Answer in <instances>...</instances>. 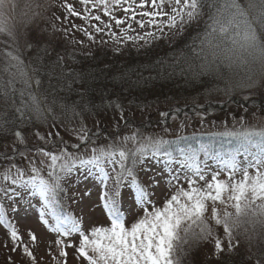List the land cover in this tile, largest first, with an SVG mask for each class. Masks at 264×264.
I'll list each match as a JSON object with an SVG mask.
<instances>
[{
    "label": "snow or ice",
    "instance_id": "1",
    "mask_svg": "<svg viewBox=\"0 0 264 264\" xmlns=\"http://www.w3.org/2000/svg\"><path fill=\"white\" fill-rule=\"evenodd\" d=\"M4 2L0 0V5ZM78 2L82 11H78L73 4L63 5L66 9L63 21L70 27L57 29L53 25V32L63 31L67 39L74 31H80L92 42H95L94 34H104L118 44L143 41L144 45H150L165 38L168 30L182 34L197 22L207 7L209 12L204 30L193 37L194 42L199 41L195 54L202 63L199 69L189 63L181 72L188 71L191 79L198 80L202 76L219 75L220 65L228 68L237 66L246 75V82L242 80L239 85L241 88L259 83L253 80V75H264V0ZM40 7L36 5V8ZM36 15L39 13H34ZM102 16L107 19H102ZM70 18L80 19L84 26L75 24ZM56 19L60 20L61 17L57 16ZM114 27L119 30V36ZM136 28L146 30L138 32ZM0 36L4 38L0 41L4 44L0 48V60L3 61L0 72L9 77L5 82L3 75H0V97L5 103L12 97L19 99L18 104L13 100L14 115L11 119L6 111H0V136L13 137L14 154L0 151V160L11 161L0 172V181L3 182L0 184V199L13 204L19 199L31 206L32 198L38 197L39 218L50 232L61 238L78 234V246L63 239L55 241L60 249L58 264H66L68 253L65 249L69 247H74L78 258H82L86 264H179L172 254L174 241L180 239L181 231L186 244L198 243L206 242L213 236V225L222 226L231 252V240L239 233L241 225L264 223V127L225 129L212 134L207 142L188 136H177L172 140L160 136L140 137L138 132H134L122 139L117 137L115 141L97 145L99 133H92L81 121L79 130L66 129L75 133L79 143L69 145L58 132L57 142L51 138V132L45 135L35 130L32 135L44 146L28 147V141L20 129L36 123L47 126L50 118L53 123L57 118L53 115L52 107L45 103L46 97L41 94L43 82L39 78V69L30 62L25 63L19 46L20 35L3 18H0ZM100 42L107 43V40ZM73 43L82 41L73 40ZM31 47V44L25 45L26 49ZM36 59L43 62V57L37 56ZM171 67L174 71L175 65ZM52 103H56L55 99ZM60 106L67 107L65 104ZM114 107L123 119L121 104L114 102ZM89 110V105H85V111ZM72 111L74 115H80L75 109ZM168 115L161 113L162 117ZM129 141L134 145L130 149L126 147ZM48 145L51 148H47ZM82 145L85 151H88V145L91 146L90 155L81 154ZM20 146H24V150ZM69 147L72 151H69ZM16 156L28 161L27 173L17 164ZM36 156L44 158L39 160V166ZM152 162L162 164L169 174L173 173L174 164L179 165L177 174L171 175L168 183L178 181L179 171L182 170L187 187L177 188L162 208L153 206L149 210L148 205L152 201L148 190L138 179L137 168L147 173L148 165ZM209 172L210 181L206 179ZM222 173L226 174V179L220 178ZM73 177L78 180L93 179L101 185L99 199L111 221L110 227H93L86 232L81 227V221L63 207L61 197L67 191L65 184ZM152 179L155 181V176ZM110 180L114 184L111 192L108 190ZM198 181L203 183L198 184ZM125 186L134 191L135 204L143 211L142 218L130 228L126 227L119 200L121 188ZM12 211L15 212L16 208L13 207ZM46 217H50L52 223ZM0 224L10 230L13 251L17 250L21 236L8 222L2 203ZM28 237L33 242L37 239L31 232ZM22 250L27 256H33L27 246H23ZM214 250L217 256L223 251L220 239H215ZM259 264H264V259Z\"/></svg>",
    "mask_w": 264,
    "mask_h": 264
},
{
    "label": "rangeland",
    "instance_id": "2",
    "mask_svg": "<svg viewBox=\"0 0 264 264\" xmlns=\"http://www.w3.org/2000/svg\"><path fill=\"white\" fill-rule=\"evenodd\" d=\"M19 0H5L3 5H0V18L5 19L10 26H14L20 35L19 46L21 51L27 50L25 45L33 37L35 41L44 43H59L67 45L68 49H74L79 53H90L94 49H101L107 46L112 52L121 53L124 55L127 50L133 51L141 50L144 45L140 42H126L116 43L112 38L104 34H94L95 42L89 41L80 31H74L65 39L63 31L53 32V25L57 29L70 27L63 21L66 14V9L63 7L65 3L73 4L78 11H82V6L78 0H26L27 4L20 5ZM42 5V9H38L36 5ZM32 7L34 9H32ZM26 11L29 15L26 14ZM34 13L39 15L34 16ZM101 14L102 13H97ZM118 15H123L118 13ZM61 17L57 20L56 17ZM204 14L198 18L187 30H204ZM72 22L77 25L84 26V22L77 18H70ZM102 19H107L102 16ZM136 27L135 25H133ZM117 36L120 35L119 30L113 28ZM139 31V28H136ZM187 32V31H184ZM184 32L173 33L168 30V35L153 43L158 44L159 41H164L167 44H173ZM33 33V34H31ZM201 33V32H200ZM31 34V35H30ZM44 36L43 38H41ZM2 36H0L1 40ZM4 39V38H3ZM41 39V40H40ZM75 41H82V43H73ZM107 40V43L100 41ZM4 46L0 43V48ZM53 49V48H49ZM246 82L245 71L237 66L228 68L226 65H220L219 75L213 74L207 81L208 83L199 84L191 92L193 95H155L156 99H146L143 102L135 104L122 103L123 119L120 113L115 109L114 103L111 99L108 101L106 96L100 98V103L95 101L89 105L90 110L85 111V106L69 102L66 108H61L63 104L61 99H57L56 103L52 101L45 102L53 109V115L57 118L53 123L51 118L49 123L45 126L42 123L30 125L27 128L20 130L25 135L28 141V147L44 146L39 142L32 132L38 130L40 133L47 135L52 133V139L57 141L56 133L63 138L69 145L72 143H79L74 132L66 129H77L81 126V121L84 127L88 128L92 133H99L96 138L97 145L107 144L109 141H115L117 137L132 135L138 132L140 137L153 136L163 137L164 139H176L177 136H188L194 134H214L225 129L239 130L244 127H255L259 129L264 127V75L259 73L253 75V80H258L259 83L253 87L241 88L239 87L241 81ZM187 89L186 87L182 86ZM198 88V89H197ZM188 90V89H187ZM196 90V91H195ZM164 98V99H163ZM232 100V102H231ZM255 100V101H254ZM249 104L246 108L235 103ZM193 104L197 108L209 104L208 109L213 112H203L196 110L193 114L187 116H169L162 117L161 113H167L168 109L174 105L191 107ZM72 109L80 115H74ZM194 109V110H195ZM167 129V131H165ZM7 145V148H5ZM134 145L131 141L126 145L127 148H132ZM88 151H85V146L82 145L80 152L84 155H90V145L87 146ZM13 148V137H8L0 144V151H6L10 155ZM24 150V146H20ZM47 148H51L48 145ZM69 151L72 149L69 147ZM31 156V153L29 154ZM203 157L201 156V159ZM19 166L28 172V161L15 157ZM43 157L36 156L35 160L39 166V160ZM242 160L243 158L240 157ZM11 161L0 160V172L6 168ZM211 164V162H209ZM148 167L155 171L151 175L148 172L141 171L137 168V176L140 183L148 190L149 199L152 201L148 205L149 210L153 206L162 208L167 199L175 194L177 188L187 187V181L184 178V172L179 171L180 179L173 180L171 175H176V170L180 168L179 165H173L174 171L169 174L167 170L163 169L162 164L155 162L149 163ZM118 170V166H117ZM214 170V169H213ZM111 174V166L108 167ZM46 175V170L44 172ZM154 174V175H153ZM254 174V173H253ZM152 176V177H151ZM155 176V181L153 177ZM220 178L226 179V174L221 175ZM239 178V174H237ZM206 179L210 181L211 172L208 173ZM3 182L0 181V184ZM199 182L198 184H202ZM114 187L110 180L108 190L111 192ZM66 194L61 197L63 207L70 212L75 218L81 221V227L86 232H90L93 227H110L111 221L107 213L103 210L102 202L99 197L101 194V185L93 180H78L73 177L65 184ZM121 211L125 214L126 227L137 222L143 216L142 209L135 204V193L128 187L121 188V195L119 197ZM5 207V215L8 222L17 229L18 235L21 236V243L17 245V250L13 251V241L9 236V229L3 224H0V264H58L60 258L58 256L59 248L56 246L57 239H63L67 243L78 246L79 236L74 233L72 237H59L56 233L50 232L48 227L42 223L39 218L40 202L39 198H32L31 206L28 203L16 200L15 204L7 200L0 199ZM211 205V202H208ZM16 211L13 212L12 208ZM231 211V209H229ZM210 214V208H209ZM49 223H52L50 217H46ZM245 229L247 231L245 232ZM31 232L37 239L32 241L28 234ZM183 232H180V239L174 241V250L172 254L173 259H177L179 264H221L223 261L232 260L240 262L241 264H259L260 260L264 259V228L259 222L245 223L240 229L239 233L231 240L233 250L229 251V240L224 233L222 226L213 225V236L206 242L200 241L198 243H185L183 239ZM215 239H220L223 251L217 256L214 250ZM23 246H27L33 253L32 257L27 256L23 252ZM68 253L66 264H86L82 258H78L74 247L65 249ZM63 264V262H61Z\"/></svg>",
    "mask_w": 264,
    "mask_h": 264
},
{
    "label": "trees",
    "instance_id": "3",
    "mask_svg": "<svg viewBox=\"0 0 264 264\" xmlns=\"http://www.w3.org/2000/svg\"><path fill=\"white\" fill-rule=\"evenodd\" d=\"M18 3L24 5L23 7L25 3L27 4L26 0H19ZM40 9L42 5L31 13ZM24 11L29 15L26 8ZM208 12L209 9L205 7L204 22L208 18ZM201 30L202 28L186 29L187 32H184L173 44L159 41L158 44L152 43L137 52L129 49L124 55L112 52L107 46L94 49L90 53H79L74 49L69 50L67 45L35 41L33 37H30L31 40L28 43L32 47L25 51L23 49L22 53L25 63L30 62L34 68L39 69V78L43 82L40 91L46 97L45 102L61 99L65 105L74 102L85 106L87 103L90 105L94 97L95 101L100 103L99 99L106 96V99L108 101L111 99L113 103L135 104L149 98L156 99L155 95H187L189 93L193 95L192 89L199 84L208 83L212 76H202L198 80H193L188 71L181 72V69H186L189 63L195 65L197 69L202 63L195 54L198 51L199 41H193V37L203 32ZM0 41H3V37ZM1 45L4 46L3 43ZM37 56L43 57L42 63L36 59ZM158 61L161 63H157ZM172 65H175L174 71ZM2 66L3 61L0 60V67ZM0 75H3L5 82L9 79L6 73L0 72ZM13 100L19 103L18 97L9 98L7 103L0 97V111H6L9 119L14 115ZM235 104L242 105L243 108L249 105L244 102ZM190 105L192 108L187 107L188 105L182 107L174 105L167 110V113L172 114L170 116L179 117L193 114L196 110L213 112L208 109L209 104L197 109L193 104ZM211 136L212 134L188 135L194 140L200 139L204 142H207ZM8 137L0 136V144ZM221 264L241 263L227 260Z\"/></svg>",
    "mask_w": 264,
    "mask_h": 264
},
{
    "label": "clouds",
    "instance_id": "4",
    "mask_svg": "<svg viewBox=\"0 0 264 264\" xmlns=\"http://www.w3.org/2000/svg\"><path fill=\"white\" fill-rule=\"evenodd\" d=\"M262 228H264V223H260ZM243 227V225H241V228Z\"/></svg>",
    "mask_w": 264,
    "mask_h": 264
}]
</instances>
